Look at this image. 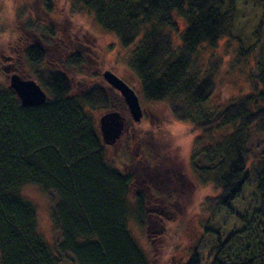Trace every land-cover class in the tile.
Wrapping results in <instances>:
<instances>
[{
	"label": "trees",
	"instance_id": "obj_1",
	"mask_svg": "<svg viewBox=\"0 0 264 264\" xmlns=\"http://www.w3.org/2000/svg\"><path fill=\"white\" fill-rule=\"evenodd\" d=\"M67 1L75 14H91L123 48L135 44L127 64L145 99L165 103L176 121L202 133L194 142L190 167L200 184L218 190L206 199L211 211L229 207L255 176L257 208L236 213L242 228L219 240L209 259L210 264H264V159L248 163L252 135L264 133V14L254 31L256 43L238 52L257 51L253 92L213 106L217 64L212 57L201 62L200 54L236 37L237 0ZM259 1L264 9V0ZM25 30L34 39L25 40L21 33L13 59L18 67L24 58L30 63V77L49 97L25 107L9 81L0 80V264H60L38 231L35 203L23 195L29 184L56 195L53 221L61 236L60 254L77 264H150L129 222L134 218L145 224L151 190L135 173L109 162L89 111L109 109V91L95 85L73 94L63 71L45 64L46 49L58 43L55 30L30 22ZM136 184L142 187L131 198ZM201 261L196 249L185 264Z\"/></svg>",
	"mask_w": 264,
	"mask_h": 264
},
{
	"label": "rangeland",
	"instance_id": "obj_2",
	"mask_svg": "<svg viewBox=\"0 0 264 264\" xmlns=\"http://www.w3.org/2000/svg\"><path fill=\"white\" fill-rule=\"evenodd\" d=\"M236 6L238 13L233 28L236 37L225 38L215 48L200 54L201 62L206 64L212 57L217 64L215 90L210 101L213 106L252 93L253 82L259 74L257 51L252 50L245 56L238 52L241 46L256 43L254 31L262 20L263 5L259 0H237ZM29 22L55 30L58 43L46 49L45 64L63 71L73 94L79 95L95 85L109 91V109H89L98 125L101 116L109 111H118L125 117L121 137L113 145L105 144L106 155L113 166L135 173L138 181L151 190L146 200L145 224L139 225L134 218L129 222L150 264H185L196 249L201 264H210L211 248L230 232L242 228L236 213H251L257 208L255 176H251L229 207L211 211L206 199L216 196L218 190L210 183L200 184L190 167L194 142L202 133L194 131L190 123L176 121L165 103L146 100L138 77L127 64L135 44L123 48L116 36L104 30L91 14H75L70 1L0 0V80L8 81L9 73L17 70L32 78L30 63L24 58L18 67L13 59L19 53L15 54L13 49L21 33L25 40L34 39L25 30ZM179 27L184 28L181 21ZM260 38L264 40V30ZM35 41L41 42L37 36ZM77 55L79 62L73 60ZM106 70L123 79L137 93L143 110L141 121H134L120 92L104 79ZM248 158L249 164L264 159V133L252 135ZM136 185L131 198L142 187ZM22 192L35 203L38 231L59 257L60 264H77L70 255L60 254L57 249L61 236L53 221L56 195L34 184L26 185Z\"/></svg>",
	"mask_w": 264,
	"mask_h": 264
},
{
	"label": "water",
	"instance_id": "obj_3",
	"mask_svg": "<svg viewBox=\"0 0 264 264\" xmlns=\"http://www.w3.org/2000/svg\"><path fill=\"white\" fill-rule=\"evenodd\" d=\"M104 79L122 95L134 121L139 122L143 117L140 98L123 79L110 70L103 73ZM9 85L25 107L39 106L48 99V93L33 78H24L16 72L8 75ZM126 120L118 111H109L99 120V131L104 144L113 145L122 135Z\"/></svg>",
	"mask_w": 264,
	"mask_h": 264
}]
</instances>
